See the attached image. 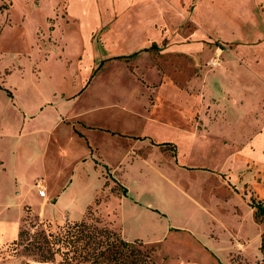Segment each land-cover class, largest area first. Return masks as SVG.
<instances>
[{
	"label": "rangeland",
	"instance_id": "374dc122",
	"mask_svg": "<svg viewBox=\"0 0 264 264\" xmlns=\"http://www.w3.org/2000/svg\"><path fill=\"white\" fill-rule=\"evenodd\" d=\"M263 110L264 0H0V231L16 234L0 236V264H34L20 230L80 220L153 248V264H264L250 207L264 161L248 154Z\"/></svg>",
	"mask_w": 264,
	"mask_h": 264
},
{
	"label": "trees",
	"instance_id": "16d2710c",
	"mask_svg": "<svg viewBox=\"0 0 264 264\" xmlns=\"http://www.w3.org/2000/svg\"><path fill=\"white\" fill-rule=\"evenodd\" d=\"M155 47L153 44L151 49ZM136 55L137 53H133L118 59H131ZM5 91L12 98L11 92L6 89ZM144 139L146 138H141ZM157 145L170 147L174 154L176 152V146L173 144ZM126 193L124 188L123 196L126 197ZM250 207L255 209V219L264 217V205L261 200L251 199ZM135 244L124 240L113 229L101 226L97 221L90 223L86 220L65 222L56 232L48 234L43 230L34 234L28 230H20L18 239L12 242L13 246L22 247L25 254L34 257V264H153V248ZM263 244L264 233L261 236V251Z\"/></svg>",
	"mask_w": 264,
	"mask_h": 264
},
{
	"label": "crops",
	"instance_id": "0c3cea01",
	"mask_svg": "<svg viewBox=\"0 0 264 264\" xmlns=\"http://www.w3.org/2000/svg\"><path fill=\"white\" fill-rule=\"evenodd\" d=\"M71 15H72V17H75V15L76 14H72L71 13ZM94 21H95V25H94V27L96 26V19H95V16H94ZM94 29V28H93ZM92 29V30H93ZM135 58V57H134ZM133 59V58H132ZM128 60H130V59H128ZM152 62H147V63H143V64H140L141 65V68H143V67H147L148 69H151L152 71H153V67H152ZM225 68H227V67H225ZM91 69V68H90ZM87 70L86 72H85V76H84V80H86V77L89 75V73L91 72V70ZM142 71V73H143V75H144V70H141ZM227 69H225V70H220V75H218V76H216L215 78L216 79H218V81L219 82H221V93H220V95L221 96H218V98H221V97H225V98H227V95H226V91H225V87L222 85V82H225V80H226V77H227ZM250 73H253V72H251V71H249ZM153 73H154V76H155V79L154 80H160V79H162V76H160L159 75V73L157 72V71H153ZM163 75V74H162ZM254 75V74H253ZM255 76V75H254ZM166 76L165 75H163V79L165 78ZM256 77V76H255ZM214 78V79H215ZM165 80V79H164ZM163 85V84H162ZM173 87V86H172ZM162 88V86L161 87H159V89H161ZM174 88V87H173ZM174 91L175 92H177V89H175L174 88ZM80 94V93H79ZM223 102V101H222ZM221 102V107H220V109H221V111L220 112H218V115H217V117L216 118H219V120L221 121V122H225L226 124H230L231 125V122L229 121L228 122V117H226V114H227V112H228V110H230V111H232V109H227L226 108V106L224 105V103H222ZM240 105H242V101H240ZM239 109L240 108H238L237 109V111H238V114H236L237 116H238V118H239ZM191 111H192V108H190V110H187V116L191 113ZM59 115H60V117L62 118V121H63V123H66L67 124V122H70V121H81V120H78V118H74L73 116H71L70 114H68V115H64L63 116V113L62 112H60V113H58ZM170 114H171V120H173V121H175V120H177V122L179 123V125L181 126V120H179L178 119V116L180 117V118H182L181 117V114H177V113H173V112H171V110H170ZM236 115H235V117H236ZM186 116V117H187ZM234 117V118H235ZM234 118L233 119H230V120H234ZM185 119V118H184ZM83 122V121H82ZM155 125L156 126H158L159 128H163L164 126L165 127H167V125L169 124L168 122V120L165 118V114L163 113V111L161 110L159 113H157L156 114V118H155ZM84 124H85V126L84 125H81L80 127H79V134H77L79 137L80 136H83V137H81V138H85V139H87V135L89 134V132H88V130H86V129H84V128H89V129H92V125H90L89 123H87V122H84ZM67 125H69V124H67ZM172 125V124H171ZM233 125L235 126L236 125V122L234 121L233 122ZM72 128V127H71ZM255 128L257 129V130H261L260 131V133H257V134H255L254 136H253V138H252V140H251V142H250V148L248 149V154H249V159H250V162H253L254 164H256L257 165V162H258V160H263L264 161V110L262 111V112H259L258 113V115H256V118H255ZM119 131V130H118ZM121 132V131H120ZM123 133H125V134H129V133H127V132H123ZM129 135H132V134H129ZM132 136H134V137H136V138H134V140H137V141H139V140H141V137L140 136H142V135H138V136H135V135H132ZM142 138H145V137H142ZM153 138V137H152ZM156 139V138H155ZM157 140V139H156ZM142 141V140H141ZM160 144L161 143H170V144H173V143H171V142H169V141H173V140H171V139H161V140H157ZM167 141V142H166ZM259 141H261V143L259 144ZM88 142V141H87ZM195 140H193V139H190V142L188 143V144H190V146H193V145H195ZM197 143V142H196ZM174 145V144H173ZM88 147L90 148V150L88 149V150H86V152L84 153V159L86 160V159H89V160H93V162H95L94 161V159H96V155H97V149L96 150H94L90 145H88ZM239 153H241V150H239ZM242 154V153H241ZM222 174V173H221ZM72 186L73 185H71V183H69V182H67V183H65L63 186H61L60 187V190H61V194H63V193H65V194H67L71 189H72ZM42 188H46V186H42ZM44 194V193H43ZM72 194V191H71V193L69 194V195H71ZM69 195H67V196H69ZM66 196V197H67ZM43 198L46 200L45 201V203H51V202H53V200L55 199V198H51V197H47V195L46 194H44V196H43ZM51 201V202H50ZM133 202H134V200H133ZM135 203V202H134ZM135 204H138V203H135ZM148 209V208H147ZM151 211V210H150ZM152 212L153 213H157V210H152ZM3 229L1 228V231H0V236H1V238L4 240V241H6V240H12V239H14L15 237H16V234L14 233L13 235H10V237H8L7 236V234H6V232H4V231H2ZM17 235H18V233H17ZM6 237H8V238H6Z\"/></svg>",
	"mask_w": 264,
	"mask_h": 264
},
{
	"label": "bare ground",
	"instance_id": "6f19581e",
	"mask_svg": "<svg viewBox=\"0 0 264 264\" xmlns=\"http://www.w3.org/2000/svg\"><path fill=\"white\" fill-rule=\"evenodd\" d=\"M40 196H42V197H43V196H44V194H42V195L40 194Z\"/></svg>",
	"mask_w": 264,
	"mask_h": 264
},
{
	"label": "built area",
	"instance_id": "2783aa9c",
	"mask_svg": "<svg viewBox=\"0 0 264 264\" xmlns=\"http://www.w3.org/2000/svg\"><path fill=\"white\" fill-rule=\"evenodd\" d=\"M40 194L42 195V194H43V192L41 191V192H40Z\"/></svg>",
	"mask_w": 264,
	"mask_h": 264
}]
</instances>
